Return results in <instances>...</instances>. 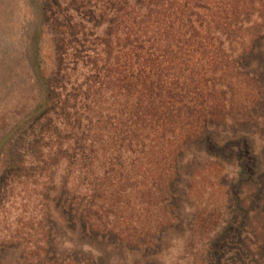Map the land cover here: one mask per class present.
I'll list each match as a JSON object with an SVG mask.
<instances>
[{
	"label": "rangeland",
	"instance_id": "rangeland-1",
	"mask_svg": "<svg viewBox=\"0 0 264 264\" xmlns=\"http://www.w3.org/2000/svg\"><path fill=\"white\" fill-rule=\"evenodd\" d=\"M93 263L264 264V0H0V264Z\"/></svg>",
	"mask_w": 264,
	"mask_h": 264
},
{
	"label": "trees",
	"instance_id": "trees-1",
	"mask_svg": "<svg viewBox=\"0 0 264 264\" xmlns=\"http://www.w3.org/2000/svg\"><path fill=\"white\" fill-rule=\"evenodd\" d=\"M47 9V5L45 6V10ZM204 23V22H201ZM59 72V71H57ZM89 72V76H87L85 78V80H83L82 82H80V84H76L75 86H73L72 84L68 85L67 81L65 82H61L59 83L57 86H55L49 93H48V97L52 94L54 95V99L56 100L55 105H53V109H55L56 114L58 115V113H62L65 112L66 107H68L67 105H70L71 110L72 109H77L79 108L80 113H82V115H74L73 113H71V111H67L65 114L63 113V117H68L71 118L72 120V127L79 129L80 122L83 121V114L85 109H81L83 106L82 104H86L87 103H83V101L88 100L89 96L92 95L94 93V89L96 88V85L99 83V79L102 76L101 70L96 69L95 67H92L91 69L88 70ZM110 72H112V70H110V66L108 65L105 69H104V76L108 77V75H110ZM139 76V72L135 74V77L137 78ZM105 81V80H104ZM103 81V82H104ZM109 83L112 85V87H114L118 93H120L119 91H129V88H132L135 86L132 85H128V83L125 82V85H117L114 81H112L111 77H110V81ZM101 84V83H100ZM129 84H131L129 82ZM51 87L50 84H47L46 89ZM67 87H70V89L68 90ZM152 96V95H151ZM64 98V99H61ZM67 99V100H66ZM153 101L156 100V97H152ZM81 107V108H80ZM78 110V111H79ZM100 112V111H99ZM97 113V112H91L86 114V121L87 122H91V124L96 123V125H99V127L101 126V122H103L104 124H107L109 122V120L107 119V117L110 116V114L108 112L105 111H101V113ZM76 114V112H75ZM94 121V122H92ZM38 123V122H37ZM49 123L46 121V125H49ZM128 123V119L127 122L124 120H120V122H118V132L113 130V129H109V131H107V133L109 134L108 138L114 139L115 141L119 140L120 142H123V140L128 141L129 139V133L132 132V130H134V132L137 133H141V125H142V120L140 119V124L136 125V127H132V125H130ZM66 124L69 126L68 121L66 122ZM130 126V127H129ZM117 132V133H114ZM108 139V140H111ZM114 141V142H115ZM112 145V144H111ZM78 199V203L76 204V201ZM85 199L83 197L81 198H76V199H71L70 201V205L69 207H71V210H73L76 207L81 209V212L83 214H85ZM87 202V201H86ZM86 215V214H85ZM74 216V217H73ZM73 216L71 215V212L67 213V219H68V223L70 225H73L75 222L77 223V220L75 217H78L77 214H73ZM79 218V217H78ZM82 221H85V219L79 218ZM87 245H91L90 243ZM90 249V248H89ZM92 251V249H90ZM96 264V263H93ZM98 264V263H97Z\"/></svg>",
	"mask_w": 264,
	"mask_h": 264
}]
</instances>
